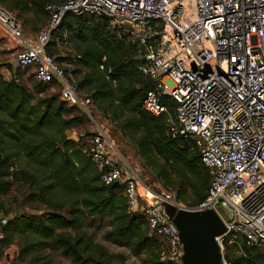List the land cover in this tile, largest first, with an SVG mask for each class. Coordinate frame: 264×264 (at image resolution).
Instances as JSON below:
<instances>
[{
	"label": "built area",
	"instance_id": "built-area-1",
	"mask_svg": "<svg viewBox=\"0 0 264 264\" xmlns=\"http://www.w3.org/2000/svg\"><path fill=\"white\" fill-rule=\"evenodd\" d=\"M44 9L48 22L32 40L16 14L0 4V40L9 46L16 69L32 72L36 82L58 86L60 100L93 124L82 139V153L90 157L102 184L123 185L128 211L141 213L149 236L162 242L161 260L183 264L178 230L164 203L177 210L216 212L225 226L215 238L221 264H230L226 243L237 246L238 255L244 254L243 247L264 245V0H64ZM66 14L104 17L137 44L142 60L137 70L153 82L141 110L169 116L164 100L172 101L174 120L168 119L166 135L191 140L209 172L199 203L185 205L175 191H155L113 155L116 147L95 122L89 96L65 72L69 65L47 52ZM99 70L109 78L104 64ZM8 220L0 216V229Z\"/></svg>",
	"mask_w": 264,
	"mask_h": 264
},
{
	"label": "trees",
	"instance_id": "trees-1",
	"mask_svg": "<svg viewBox=\"0 0 264 264\" xmlns=\"http://www.w3.org/2000/svg\"><path fill=\"white\" fill-rule=\"evenodd\" d=\"M63 2L0 0L23 22L27 23L26 16H32L40 23V29L49 18L45 5ZM58 42L70 52L56 57V61L69 65L65 72L69 71L77 80L93 109L115 127L123 140L132 144L157 182L164 189L175 191L184 204L194 205L203 200L210 175L199 152L191 140L166 135L168 119L174 120L176 105L165 99L169 116L158 118L141 110L153 82L137 70L142 61L137 44L104 17L71 14H66L53 32L48 54H57ZM73 53L80 55V59L72 58ZM101 64L110 70L108 79L99 70ZM22 74L16 69L10 80L0 74V198L9 193L12 183L34 186L37 192L29 196L45 212L40 216L13 217L3 229L14 221L16 231L24 233L29 241L24 251L49 247L73 264H108L107 252L83 230L86 220L91 218L105 221L109 228L106 239L127 247L135 257L143 256V264H168L161 260L163 244L149 236L144 216L128 211L123 185L102 184L90 157L82 153V139L68 136L69 131L82 124L79 113L89 120L87 116L61 101L58 90L50 92L51 87H58L55 84L34 80L29 88ZM63 208L68 209V217L58 214ZM3 209L0 201V211ZM242 250L244 254L238 255V247L226 243L225 258L230 264H256L251 258L256 249ZM255 257L264 264V256ZM28 264L45 263L36 256Z\"/></svg>",
	"mask_w": 264,
	"mask_h": 264
},
{
	"label": "rangeland",
	"instance_id": "rangeland-1",
	"mask_svg": "<svg viewBox=\"0 0 264 264\" xmlns=\"http://www.w3.org/2000/svg\"><path fill=\"white\" fill-rule=\"evenodd\" d=\"M25 18L27 23L23 22L24 20L19 19L23 33L28 38L34 40L39 33L38 31L41 30L40 23L35 22V19L30 15ZM56 50L57 54L54 55L55 57H63L70 52L69 48L62 46L59 42ZM0 52V67L2 68V74L7 78L6 70L12 68V65L8 62L10 57L3 58L2 54L4 52L2 50ZM21 76L25 84L31 88L32 82H34L32 72L23 73ZM57 90L59 91L58 87H51L49 91L57 92ZM89 110L92 113L95 122L103 126L107 135L114 143L116 149L112 153L118 159H122L121 165L123 169L127 171V167H130L145 185L152 187L157 192L170 191L164 189L157 182L151 170L143 166V162L137 155L132 144L127 140H123L115 130V127L105 117L100 115L92 107ZM79 115L81 116L82 124L67 133L70 138L84 139L93 131V124L86 118H83L82 113H79ZM36 192V187L34 186L12 183L9 193L0 198V201L4 205V209L0 211V216L8 217L10 220H12L13 217L16 219L17 216H40L45 212V209L29 196V194H35ZM19 210H23V213L20 214ZM67 211L68 209L63 208L58 214L68 217ZM223 217L225 218L224 215ZM13 222L14 221L11 223L13 224ZM12 224L10 227L7 226L4 229L3 227L0 229L4 236L0 241V261L2 264H28L36 256L42 257V262L45 264H73L70 259L52 251L49 247L44 248L43 251H24L29 241L26 240L25 234L17 232L14 224ZM108 229L109 228L105 226V221L101 222L100 220L89 218L86 220L83 230L91 236L95 244L100 245L107 252L108 257L105 260L108 264H143V256L135 257L127 247L108 241L106 239V232ZM67 232H70L71 234L75 233L73 230H68ZM255 254L264 256V245L256 248L251 256L256 264H262L261 261L256 259Z\"/></svg>",
	"mask_w": 264,
	"mask_h": 264
},
{
	"label": "water",
	"instance_id": "water-1",
	"mask_svg": "<svg viewBox=\"0 0 264 264\" xmlns=\"http://www.w3.org/2000/svg\"><path fill=\"white\" fill-rule=\"evenodd\" d=\"M163 207L167 217L178 230L183 249V264H221L219 246L215 238L225 232V226L216 212L177 210L176 207L165 203ZM19 213L22 214L23 210H19Z\"/></svg>",
	"mask_w": 264,
	"mask_h": 264
},
{
	"label": "crops",
	"instance_id": "crops-1",
	"mask_svg": "<svg viewBox=\"0 0 264 264\" xmlns=\"http://www.w3.org/2000/svg\"><path fill=\"white\" fill-rule=\"evenodd\" d=\"M0 48H1V50L4 52V53L2 54V57H3V58H8V53H9L8 48H9V46H8L7 44H5V43L3 42V40H0ZM8 62H9V64L12 65V68L9 69V70H6L7 78L2 74V68H0V74L3 76V78H4L5 80H10V79H12V73H13V71L16 70L14 60H13L12 58H10Z\"/></svg>",
	"mask_w": 264,
	"mask_h": 264
}]
</instances>
